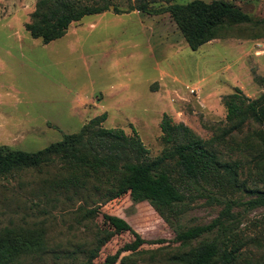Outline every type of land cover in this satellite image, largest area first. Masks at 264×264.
<instances>
[{
    "label": "rangeland",
    "instance_id": "374dc122",
    "mask_svg": "<svg viewBox=\"0 0 264 264\" xmlns=\"http://www.w3.org/2000/svg\"><path fill=\"white\" fill-rule=\"evenodd\" d=\"M227 1L249 14L255 26H238L194 51L169 13L117 14L114 8L84 17L64 37L44 44L25 28L37 0H0V146L43 150L104 113L108 118L102 127L120 128L129 136L136 131L151 159L165 147L161 139L165 114L200 138L211 139L215 128L226 122L225 96L236 88L252 100L264 93V0ZM127 3L122 0L120 7L127 9ZM244 136L221 146L223 158L244 163L239 182L264 189V164L257 166L251 160L253 152L236 144ZM60 169L56 164L50 173L25 170L0 178V230L45 228L49 245L61 252L94 242L101 218L96 224L80 223L83 200L52 192L42 182ZM230 193L232 199L250 197ZM222 209L221 204L197 198L171 225L148 202L133 204L129 195L102 207L103 212L126 219L145 239L165 240L135 254L124 253L130 257L124 264H170L176 229L207 224ZM238 211L242 208H234ZM241 229L243 236L264 241V209L246 214ZM132 239L130 233L114 237L96 262ZM251 250L245 258L264 263V252Z\"/></svg>",
    "mask_w": 264,
    "mask_h": 264
},
{
    "label": "trees",
    "instance_id": "16d2710c",
    "mask_svg": "<svg viewBox=\"0 0 264 264\" xmlns=\"http://www.w3.org/2000/svg\"><path fill=\"white\" fill-rule=\"evenodd\" d=\"M127 2L128 8L122 9V0H37L25 28L33 38L49 44L64 37L73 23L111 8L117 14L169 13L188 46L196 51L212 40L228 36L238 26H255L249 14L227 0ZM261 81L264 83V79ZM223 101L226 122L215 128L209 140L182 123H174L165 114L161 122L165 147L160 156L152 159L136 131L129 136L123 129L102 127L108 118L106 113L43 150L28 152L0 146V178L25 170L50 173L49 169L59 164V172L42 182L52 192L83 200L80 223L96 224L101 218L91 247L83 245L73 251L61 252L60 247L50 246L45 228L5 227L0 230V264H99L96 260L104 246L123 233H130L133 239L100 264H124L130 258L123 257L124 253L135 254L145 245L164 244L162 239H145L126 219L102 211L104 205L125 195L133 204L148 202L171 225H176L174 220H179L197 198L223 205L211 222L176 229V248L167 258L168 263L253 264L245 256H251V248L264 252V241L261 237L243 236L241 226L246 214L264 209V189L247 188L239 182L244 163L225 160L220 148L244 134L242 142L236 144L253 152L251 160L257 166L264 164V93L252 100L236 88ZM230 191L250 197L232 199ZM236 207L242 211L234 212Z\"/></svg>",
    "mask_w": 264,
    "mask_h": 264
}]
</instances>
